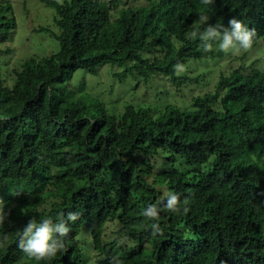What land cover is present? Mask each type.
I'll use <instances>...</instances> for the list:
<instances>
[{
  "label": "trees",
  "instance_id": "obj_1",
  "mask_svg": "<svg viewBox=\"0 0 264 264\" xmlns=\"http://www.w3.org/2000/svg\"><path fill=\"white\" fill-rule=\"evenodd\" d=\"M39 1L54 10L59 50L23 61L11 85L0 74V264H264V72L255 62L219 70L213 91L183 108L127 101L116 113L71 84L76 71L97 76L110 64L122 69L118 83L162 75L177 91L200 77H179L175 65L223 56L218 41L206 51L193 39L194 28L235 17L264 53V0ZM14 28L11 3L0 2V47ZM170 193L177 211L165 206ZM150 205L158 218L143 215ZM69 212L79 218L65 249L36 259L18 247L29 220Z\"/></svg>",
  "mask_w": 264,
  "mask_h": 264
},
{
  "label": "rangeland",
  "instance_id": "obj_2",
  "mask_svg": "<svg viewBox=\"0 0 264 264\" xmlns=\"http://www.w3.org/2000/svg\"><path fill=\"white\" fill-rule=\"evenodd\" d=\"M4 1L11 3L15 28L9 40L0 47L2 50H10L8 53L0 54V74L4 78V84L11 85L12 71L18 70L23 61L28 58L46 57L59 50L57 41L51 36V32L57 34L58 30L53 23L54 10L39 0H0V2ZM140 4L141 2L135 0H119V6ZM41 28L48 31H40ZM241 56V52L239 54L225 52L222 58H217L210 63L201 62L197 65H194V61L190 60L187 64L192 63L193 66L191 64L189 69L184 67V69L178 70L179 77L193 79L199 76L200 78L181 85L177 91L173 90L174 85L168 80H164L165 76L162 75L151 78L147 83L133 80L127 75L122 83H118L113 75L120 73L122 69L110 64L100 66L97 76L76 71L71 79V84L79 86L85 93L97 98L109 110L116 113L122 112L124 103L127 101L140 105L169 101L181 105L183 108L184 98L189 99L192 96L213 91L219 70L226 73L240 65L248 66L256 60L254 67L256 66L261 70L260 72H264V55L259 52V49L249 54L247 59H241ZM81 231L80 240L88 241L89 233L86 224L82 225ZM112 232L113 226L108 223L105 228V238H111ZM86 244L85 242L83 245ZM90 263L96 264L93 263L92 258H90Z\"/></svg>",
  "mask_w": 264,
  "mask_h": 264
},
{
  "label": "clouds",
  "instance_id": "obj_3",
  "mask_svg": "<svg viewBox=\"0 0 264 264\" xmlns=\"http://www.w3.org/2000/svg\"><path fill=\"white\" fill-rule=\"evenodd\" d=\"M141 2L140 5H143L145 2L143 0H135ZM202 2L206 5L212 4L213 0H202ZM139 6V5H135ZM209 17L207 15H201L199 17V23L204 25L208 21ZM197 24V23H196ZM228 27H224L221 24L216 25H208L204 28L203 32H200L198 28H194V30L190 33L193 39L199 36V39L202 42V45L206 51L211 50L213 42H219L217 46V51L221 50L223 56L225 52L228 53H236L239 54L241 52L243 58H248V55L251 54L254 50H258L259 47L252 48L253 44L256 42L257 33L255 29H249L242 20L237 18H232L228 22ZM194 25L193 27H195ZM252 48V49H250ZM216 50V49H215ZM249 52V53H248ZM259 52L264 55L263 52L259 49ZM248 53V54H247ZM247 54V55H246ZM222 56V57H223ZM246 56V57H245ZM218 57V58H222ZM264 58V56H263ZM217 58H209L210 63ZM259 60H261L259 58ZM258 60V61H259ZM194 61V60H193ZM257 61V62H258ZM256 64V60L253 61ZM201 62L194 61V65H197ZM190 65L192 63H189ZM254 64V65H255ZM193 66V64H192ZM247 69L248 66L240 65L237 67L239 69ZM175 68L178 70H182V65L177 64ZM240 69V70H242ZM253 69L259 70L256 66H253ZM189 78V77H188ZM179 201L178 194H169L166 201V208L170 211H177V204ZM5 202L3 199H0V225H3L5 220L7 219V213L4 211ZM159 209L156 205H150L144 211L143 215L146 217L156 219L159 216ZM185 212L188 211L187 208L184 209ZM79 218L77 213L69 212L67 216L64 213L58 214L57 220L54 222L51 218H45L37 222L35 218L28 221L26 226L22 231L18 232L19 240L18 247L28 254L29 256H33L36 259H44L48 257L54 256L58 251L65 249V241L66 237L70 233L71 229L68 227V222H75ZM152 229L154 233L160 232L159 225L153 224ZM4 240H7V236L4 237ZM121 264V262L117 258H113L111 264Z\"/></svg>",
  "mask_w": 264,
  "mask_h": 264
}]
</instances>
